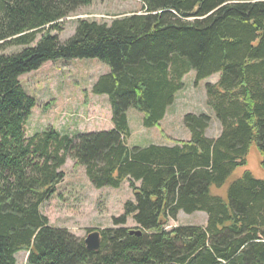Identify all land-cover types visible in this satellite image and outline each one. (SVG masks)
Instances as JSON below:
<instances>
[{
    "label": "trees",
    "instance_id": "obj_1",
    "mask_svg": "<svg viewBox=\"0 0 264 264\" xmlns=\"http://www.w3.org/2000/svg\"><path fill=\"white\" fill-rule=\"evenodd\" d=\"M94 1L0 0V50L23 47L0 56V264H17L20 252L28 264H264V179L245 171L224 197L212 192L247 166L253 144L264 170V0H138L140 12L110 23L79 19L65 42L52 34ZM73 59L109 66L91 93L109 98L113 128L28 137L37 101L21 77ZM191 71L196 83L220 74L206 86L220 136H206L209 116L188 114L190 140L129 148V109L144 115V127L159 126ZM68 158L94 188L128 181L134 195L113 228L98 230V252L40 210ZM180 212H204L207 223L168 230ZM130 217L143 235L124 228Z\"/></svg>",
    "mask_w": 264,
    "mask_h": 264
},
{
    "label": "rangeland",
    "instance_id": "obj_2",
    "mask_svg": "<svg viewBox=\"0 0 264 264\" xmlns=\"http://www.w3.org/2000/svg\"><path fill=\"white\" fill-rule=\"evenodd\" d=\"M141 8L142 4L138 0H95L61 21L62 31L52 34L65 42L74 35L79 19L110 23L115 18L138 13ZM22 49L23 47L3 48L0 56L12 55ZM109 73V66L98 59H73L49 61L39 70L23 75L20 79L23 89L37 101L26 126L27 136L31 137L50 128L70 135L110 130L112 110L109 98L91 93L92 86L98 79ZM219 79L220 74H215L196 83L195 72H189L183 78V90L177 93L175 103L167 109L159 126L144 127V115L135 109H129L127 115L131 137L127 141L128 147L173 146L175 142L190 140L191 134L184 125V117L188 114L209 116L211 122L206 136L218 138L222 131L221 124L214 111L206 105V86L216 84ZM261 160L262 157L253 144L247 157V166L238 168L221 189L212 190L213 194L224 197L230 183L245 171L264 179ZM62 172L65 174L64 180L51 197L43 202L40 210L53 228L67 229L81 240L86 239L88 230L113 228L112 220L125 213L124 206L127 202L134 201L128 181L117 189H96L88 179L85 167L76 165L72 158L67 159ZM207 220L208 216L204 212H180L176 220L169 222L167 229L179 226L202 227ZM137 227L131 217L124 226L126 229ZM27 256L25 252L18 253L17 264H28Z\"/></svg>",
    "mask_w": 264,
    "mask_h": 264
},
{
    "label": "water",
    "instance_id": "obj_3",
    "mask_svg": "<svg viewBox=\"0 0 264 264\" xmlns=\"http://www.w3.org/2000/svg\"><path fill=\"white\" fill-rule=\"evenodd\" d=\"M131 235L141 236L143 235L142 229H130ZM85 246L88 251L91 252H98L101 249L102 246V236L100 231L94 230L91 233H89L84 240Z\"/></svg>",
    "mask_w": 264,
    "mask_h": 264
},
{
    "label": "crops",
    "instance_id": "obj_4",
    "mask_svg": "<svg viewBox=\"0 0 264 264\" xmlns=\"http://www.w3.org/2000/svg\"><path fill=\"white\" fill-rule=\"evenodd\" d=\"M112 128H113V124L111 125L110 129H112ZM161 146H170V145H161Z\"/></svg>",
    "mask_w": 264,
    "mask_h": 264
}]
</instances>
